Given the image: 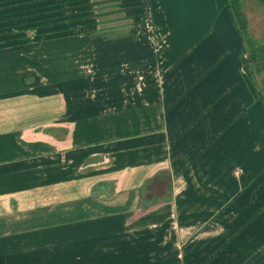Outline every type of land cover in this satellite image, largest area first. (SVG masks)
<instances>
[{
    "label": "crops",
    "instance_id": "crops-1",
    "mask_svg": "<svg viewBox=\"0 0 264 264\" xmlns=\"http://www.w3.org/2000/svg\"><path fill=\"white\" fill-rule=\"evenodd\" d=\"M89 1L43 65L0 50V264H264V103L230 9Z\"/></svg>",
    "mask_w": 264,
    "mask_h": 264
},
{
    "label": "rangeland",
    "instance_id": "rangeland-1",
    "mask_svg": "<svg viewBox=\"0 0 264 264\" xmlns=\"http://www.w3.org/2000/svg\"><path fill=\"white\" fill-rule=\"evenodd\" d=\"M82 1L84 3L89 0H0V50H19L22 68H24L23 66L33 65V61L35 60L43 65L47 62L43 50H61L59 38L75 33L79 34V32L83 33L92 28V24L87 23L89 20H93L92 18L75 19L78 17L76 16L77 14L84 15L90 12L89 8H91V6L89 8L86 7V9L80 13L78 12V10L83 8L81 5ZM222 2L223 0H221V3ZM97 7H94V10L96 9L94 12L102 10V8ZM241 8L246 14L248 30L254 42L256 44L264 42V3L259 0H241ZM103 24L105 23L101 25ZM213 24H204L202 32H198L196 40L194 42H192V39L188 40L189 44H191L186 50H191L193 47H196L200 39L206 37L211 32ZM83 38L89 41L90 46V36L84 34ZM90 48L91 47H89L88 50H90ZM32 50L40 51L34 53ZM248 52L250 51L248 50ZM57 60L59 59L57 58ZM253 64L254 69L252 73L249 72L248 69H246L245 72L259 94V98L264 103V70L261 69L258 72V66H264V58L255 60ZM248 66L250 68L253 67L251 63H249ZM23 72L26 73V70H23ZM33 73V76H36L37 79H40L41 75H43V73H41V75L35 72ZM251 76H254L255 82L252 81ZM44 80L46 82L43 84L47 86L60 87L59 84H54V80L50 78ZM13 87L14 86L9 88ZM59 87H56V89H59ZM90 87L91 86H86V91L88 93H86V91L84 92L85 86L81 88L80 85L77 90L81 92V96L87 97V94L88 96L90 95ZM17 88L18 87L15 86L14 89ZM72 89L73 87H69V91L67 90L68 93H73L70 92ZM8 90L10 89L7 88L6 91ZM74 99L72 98L70 100L74 101ZM73 215L74 214H68L62 219L71 218ZM55 220H59V218H55Z\"/></svg>",
    "mask_w": 264,
    "mask_h": 264
},
{
    "label": "trees",
    "instance_id": "trees-1",
    "mask_svg": "<svg viewBox=\"0 0 264 264\" xmlns=\"http://www.w3.org/2000/svg\"><path fill=\"white\" fill-rule=\"evenodd\" d=\"M227 7L230 9L232 17L237 25L239 31L241 32L244 42H245V55L243 56V64L245 65L246 69L252 73L254 69V61L257 60V56L259 55L260 59L264 58V42H259L256 44L254 39L252 38L251 34L249 33L248 26H247V17L243 9L241 8V0H223ZM264 3V0H259ZM92 4L91 1H87L81 3L83 8L78 10V12L84 11V9L89 8ZM79 5V4H78ZM90 12L87 14L85 13L78 15L75 19H87L92 18L96 14L92 13V7L89 8ZM59 23V22H55ZM88 24H92V20L87 22ZM248 50L250 52H248ZM259 50V51H257ZM251 63L253 65L250 68L248 65ZM264 70V66H261L260 70ZM254 73V72H253ZM250 74V73H249ZM252 81H254V76L252 77ZM162 177V176H161ZM164 177V179H163ZM162 178H157V175H150L147 176L143 182L139 186V206L140 208H146L151 204H156V201L161 196V200L163 201H170L172 200V192H171V184H169L168 179L170 178V174L163 175ZM164 180L165 182H160L159 180ZM166 183V184H165Z\"/></svg>",
    "mask_w": 264,
    "mask_h": 264
},
{
    "label": "flooded vegetation",
    "instance_id": "flooded-vegetation-1",
    "mask_svg": "<svg viewBox=\"0 0 264 264\" xmlns=\"http://www.w3.org/2000/svg\"><path fill=\"white\" fill-rule=\"evenodd\" d=\"M257 60H260L259 55L257 56ZM259 69H260V67L258 66V72H259Z\"/></svg>",
    "mask_w": 264,
    "mask_h": 264
}]
</instances>
